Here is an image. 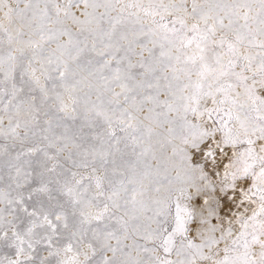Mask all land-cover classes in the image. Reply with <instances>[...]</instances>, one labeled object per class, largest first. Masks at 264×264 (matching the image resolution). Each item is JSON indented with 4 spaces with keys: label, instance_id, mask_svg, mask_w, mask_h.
<instances>
[{
    "label": "snow or ice",
    "instance_id": "snow-or-ice-1",
    "mask_svg": "<svg viewBox=\"0 0 264 264\" xmlns=\"http://www.w3.org/2000/svg\"><path fill=\"white\" fill-rule=\"evenodd\" d=\"M0 264H264V0H0Z\"/></svg>",
    "mask_w": 264,
    "mask_h": 264
}]
</instances>
